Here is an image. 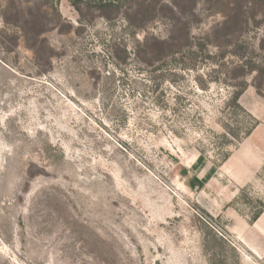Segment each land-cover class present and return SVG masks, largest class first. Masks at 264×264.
Wrapping results in <instances>:
<instances>
[{
	"label": "rangeland",
	"instance_id": "1",
	"mask_svg": "<svg viewBox=\"0 0 264 264\" xmlns=\"http://www.w3.org/2000/svg\"><path fill=\"white\" fill-rule=\"evenodd\" d=\"M0 264H264V0H0Z\"/></svg>",
	"mask_w": 264,
	"mask_h": 264
}]
</instances>
